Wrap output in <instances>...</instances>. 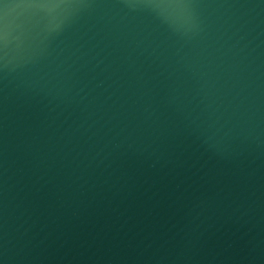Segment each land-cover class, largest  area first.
<instances>
[{"label":"water","instance_id":"water-1","mask_svg":"<svg viewBox=\"0 0 264 264\" xmlns=\"http://www.w3.org/2000/svg\"><path fill=\"white\" fill-rule=\"evenodd\" d=\"M0 264H264V0H0Z\"/></svg>","mask_w":264,"mask_h":264}]
</instances>
